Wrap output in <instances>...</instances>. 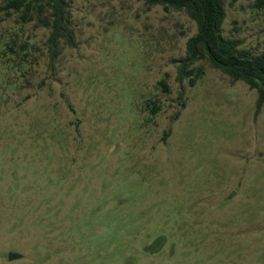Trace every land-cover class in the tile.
Wrapping results in <instances>:
<instances>
[{
	"label": "rangeland",
	"instance_id": "obj_1",
	"mask_svg": "<svg viewBox=\"0 0 264 264\" xmlns=\"http://www.w3.org/2000/svg\"><path fill=\"white\" fill-rule=\"evenodd\" d=\"M26 1L0 0V264H264V106L204 56L178 79L186 12L66 0L52 47ZM261 1L223 0L251 55Z\"/></svg>",
	"mask_w": 264,
	"mask_h": 264
},
{
	"label": "trees",
	"instance_id": "obj_2",
	"mask_svg": "<svg viewBox=\"0 0 264 264\" xmlns=\"http://www.w3.org/2000/svg\"><path fill=\"white\" fill-rule=\"evenodd\" d=\"M39 10L47 7L49 17L42 19L45 27L51 28L49 43L55 46L58 38L72 45L71 35L66 31L68 10L66 0H38ZM150 5H160L165 10L173 8L184 10L194 21L196 33L186 41L185 57L181 61L178 79L189 78L194 74L190 66L201 57H206L212 68L219 70L234 81H241L250 90L256 91V112L264 106V53L251 55L240 50L238 39L225 38L222 24L225 19L223 0H146ZM26 0H11L10 6L19 10L22 6L28 10L31 3ZM264 4V1H261ZM194 79H190L193 84ZM163 84V82H161ZM166 90L167 87L164 86Z\"/></svg>",
	"mask_w": 264,
	"mask_h": 264
},
{
	"label": "water",
	"instance_id": "obj_3",
	"mask_svg": "<svg viewBox=\"0 0 264 264\" xmlns=\"http://www.w3.org/2000/svg\"><path fill=\"white\" fill-rule=\"evenodd\" d=\"M160 244H161V240L159 238L154 239L149 245L143 248V251L144 252L153 251L156 248H158ZM21 256L22 255L16 253H8L7 259L11 261V260L19 259L21 258Z\"/></svg>",
	"mask_w": 264,
	"mask_h": 264
},
{
	"label": "flooded vegetation",
	"instance_id": "obj_4",
	"mask_svg": "<svg viewBox=\"0 0 264 264\" xmlns=\"http://www.w3.org/2000/svg\"><path fill=\"white\" fill-rule=\"evenodd\" d=\"M157 238H159V239L161 240V244H160V246H159L158 248H156L155 250H153V251L144 252V251H143V248L146 247L147 245H149L154 239H157ZM165 243H166V241H165V238H164L163 236H157V237H154V238H152V239H151L146 245H144V246L142 247V252H143L144 254H148V255L156 254L158 251H160V250L164 247Z\"/></svg>",
	"mask_w": 264,
	"mask_h": 264
}]
</instances>
